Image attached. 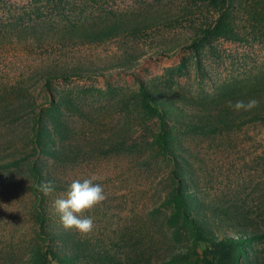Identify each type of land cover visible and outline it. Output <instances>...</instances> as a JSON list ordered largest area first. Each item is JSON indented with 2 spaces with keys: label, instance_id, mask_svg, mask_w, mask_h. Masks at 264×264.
<instances>
[{
  "label": "rangeland",
  "instance_id": "obj_1",
  "mask_svg": "<svg viewBox=\"0 0 264 264\" xmlns=\"http://www.w3.org/2000/svg\"><path fill=\"white\" fill-rule=\"evenodd\" d=\"M145 4L178 12L179 17L163 29L73 48L63 45L73 38L74 27H88L99 13L95 0H0V158L31 156L25 166L0 173V264H23L34 245L44 244L38 237L37 198L27 163L60 179L62 188L45 196L48 229L64 228L54 201L71 182L98 177L94 183L102 185L106 199L83 213L92 217L93 231L83 235L68 230L106 259L116 264L139 257L141 264H183L174 262V256L195 249L188 228L176 230L169 222L173 165L152 144L158 122L129 112L132 93L143 82L170 90L189 99L192 105L186 107L200 109L201 102L228 97L233 88L264 82V42L212 39L193 49L199 30L214 20L206 0H111L103 8L118 12ZM58 65L75 69L81 77L47 85L44 68ZM26 100L35 105L17 117L9 115L10 106ZM63 101L74 106L63 108L78 135L74 142L107 136L130 122L129 140L108 156L78 160L69 168L41 153L34 156L37 116L50 132L48 110L53 102ZM173 128L176 142L192 153L199 196L229 210L242 207L238 210L244 221L264 230V124L222 134ZM253 247L264 256V242Z\"/></svg>",
  "mask_w": 264,
  "mask_h": 264
},
{
  "label": "trees",
  "instance_id": "obj_2",
  "mask_svg": "<svg viewBox=\"0 0 264 264\" xmlns=\"http://www.w3.org/2000/svg\"><path fill=\"white\" fill-rule=\"evenodd\" d=\"M110 1L95 0L99 13L91 19L88 27H74L76 30L70 33L73 38L67 39L63 46H100L114 39H127L150 30L163 29L168 24L175 23L179 17L178 12L163 7L157 9L150 4L134 10L107 11L103 5ZM206 4L208 11L213 13L214 20L199 30L198 37L192 42L193 49L212 39L264 42V0H206ZM43 75L47 85L54 81H69L74 77H81L75 69L60 65L44 68ZM139 83V89L132 93L133 105L129 112L135 113L137 119L156 120L159 124L152 144L173 165V185L168 195L172 210L169 222L176 230L187 227L195 245L192 251L175 255L173 261L183 264H264V256L253 247L254 243L264 242V230L244 221L245 215L238 210H243L242 207L229 210L199 196L197 183L192 175V153L185 144L176 142L173 128L175 126L194 133L207 131L222 134L229 133L234 127L264 124V82L250 87L246 85L233 88L232 95L225 98L219 95L217 99L203 101L200 109L186 107L192 105L187 104L189 99L184 100L170 90ZM253 98L259 101V106L251 111H235L229 106L230 102H247ZM27 101H19L12 105L14 107L10 106L9 115L17 117L35 105L33 100L31 104ZM52 104V108L48 110L50 132L43 129L42 119L37 116L32 140L34 156L41 153L53 160L54 164L69 168L78 160L108 156L117 146H123L129 140L130 122L107 136L95 137L85 143L74 142L78 135L63 113V108L70 110L74 106L68 101ZM30 157L29 153L14 154L6 159L1 157L0 173L25 166ZM27 164L29 181L32 182V190L37 198L34 210L38 225L41 226L38 237L44 244L38 242L34 245L23 264H116L110 257L106 259L95 252L75 232L65 228H47V200L36 185L51 181L55 189H60V179L36 163ZM237 215H241V218L237 219ZM200 247L202 250L198 252ZM140 258L118 264H141ZM5 264L14 262L6 261Z\"/></svg>",
  "mask_w": 264,
  "mask_h": 264
},
{
  "label": "clouds",
  "instance_id": "obj_3",
  "mask_svg": "<svg viewBox=\"0 0 264 264\" xmlns=\"http://www.w3.org/2000/svg\"><path fill=\"white\" fill-rule=\"evenodd\" d=\"M230 107L235 111H251L259 106V101L255 98L248 100H238L234 104L230 102ZM98 177L73 180L66 193L54 201V208L60 215L62 226L68 229H75L83 235L91 233L94 229V221L90 216H84L88 212L101 204L106 195L104 188L99 183H94ZM37 190L45 196L54 191L51 181H43L36 185Z\"/></svg>",
  "mask_w": 264,
  "mask_h": 264
}]
</instances>
